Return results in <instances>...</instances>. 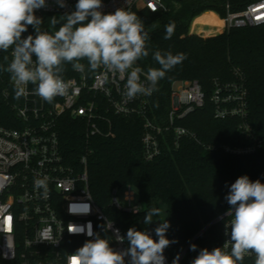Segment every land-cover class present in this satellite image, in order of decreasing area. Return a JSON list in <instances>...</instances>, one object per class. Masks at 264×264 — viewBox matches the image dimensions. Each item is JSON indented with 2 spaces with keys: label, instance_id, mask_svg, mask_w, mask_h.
Masks as SVG:
<instances>
[{
  "label": "trees",
  "instance_id": "obj_1",
  "mask_svg": "<svg viewBox=\"0 0 264 264\" xmlns=\"http://www.w3.org/2000/svg\"><path fill=\"white\" fill-rule=\"evenodd\" d=\"M163 1L167 11H151L147 7L137 10L136 15L149 34L146 42L149 55L137 64L145 70L159 68L153 59L155 51L186 54L187 59L159 81L158 90L151 99L152 114L160 120L165 119L176 81H199L207 94L206 105L178 121L191 129L197 138H182L176 146L173 135L168 133V144L163 142L162 153L148 161L143 156V122L137 115H112L111 134L94 136L89 146L84 139L83 126L68 114L61 118L58 131L62 151L71 166L82 169L79 159L88 154L91 192L108 218L122 228L124 235L130 227L154 232L160 221L168 220L167 238L178 243L171 244L165 252L172 263L189 244H195L197 250L190 251L189 245L179 263L190 264L201 249L211 251L221 247L222 222L212 224L194 238L228 210L230 206L225 196L230 185L243 175L264 183V23L231 27L222 33L224 23H219L217 29L208 34L200 28V20L225 17L228 1L232 10H242L254 0ZM170 23L175 24L174 35L165 40V26ZM82 63L89 72L87 61ZM237 69L243 74L249 92L246 121L261 143L254 152L246 154L227 152L223 148V145L240 147L252 143L239 129L242 119L216 118L214 106L208 98L215 81L236 80ZM13 115L0 92V124L11 122ZM128 184L136 189L144 205L140 214L119 211L110 203L113 188ZM152 208L159 209L160 215L152 218L153 223L145 225L143 216ZM103 236L113 247L110 232Z\"/></svg>",
  "mask_w": 264,
  "mask_h": 264
},
{
  "label": "built area",
  "instance_id": "obj_2",
  "mask_svg": "<svg viewBox=\"0 0 264 264\" xmlns=\"http://www.w3.org/2000/svg\"><path fill=\"white\" fill-rule=\"evenodd\" d=\"M46 2L48 6L35 14L43 19L41 30L51 33L58 30L62 23L60 16L75 10L77 0H66L65 8L58 7L56 0ZM102 4L103 13L115 12L117 8H125L135 14L143 7L151 11L168 9L163 0H102ZM226 9L225 17L219 15L224 21L223 29L264 23V0H254L242 10H232L228 1ZM53 16L59 21L55 26L50 20ZM30 34L35 35L31 26L23 36ZM6 56L7 60L4 59ZM11 59V49L0 52V92L14 114L11 122L0 124V264H66L67 255L90 239L87 235L89 224L93 233L102 237L104 231L101 226L106 219L113 221V230L119 229L121 235L124 233L115 220L108 218L91 192L88 154L80 157V170L66 161L58 131L61 118L68 114L76 119L84 128V139L89 146L94 136L111 134L112 115H137L143 122V156L151 161L162 153L163 142L168 144V133L173 135L176 146L182 138H197L191 129L178 121L203 108L207 94L197 80L176 81L171 92V107L165 119L160 120L152 114L154 92L150 96L138 95L128 100L123 95L126 80H120L118 75L114 76L103 68L92 74L86 69L85 73H80L73 70L71 64H66L64 79L73 82L66 96H57L51 103L34 94L17 100L10 74L2 70ZM134 67L139 65L136 63ZM146 72L142 69V82H146L143 75ZM235 73L237 78L234 81H215L208 98L214 106L216 118L242 119L239 129L252 143L240 147L223 145V148L227 152L246 154L254 152L261 143L246 121L249 92L244 76L238 69ZM34 87L31 84L28 86L30 93ZM42 177L48 178L47 197L42 195V190L34 187V180ZM110 203L117 210L131 214H134L132 208L137 205L141 212L136 214L144 211V205L131 184L113 188ZM223 214L212 221L213 224L222 222L221 247L228 239L225 222L231 219ZM70 224L82 227L84 232L69 233ZM44 231L51 239L39 241ZM147 231L156 239L152 229ZM109 232L114 249L127 247L126 241L123 244L117 242L113 238L114 231ZM187 248L179 255L178 264L186 255ZM164 255L166 264H172L166 252ZM243 264H254V256H246Z\"/></svg>",
  "mask_w": 264,
  "mask_h": 264
},
{
  "label": "clouds",
  "instance_id": "obj_3",
  "mask_svg": "<svg viewBox=\"0 0 264 264\" xmlns=\"http://www.w3.org/2000/svg\"><path fill=\"white\" fill-rule=\"evenodd\" d=\"M56 4L60 8L67 6L66 0H56ZM47 6L46 0H0V52L12 50L11 62L2 70L10 74L17 100L34 94L51 103L57 96H66L73 82L64 79L65 65L71 64L73 70L85 73L82 61H87L89 72L103 68L126 80L123 95L128 100L138 95L150 96L158 90L166 73L187 59L184 53L155 51L153 59L160 67L148 68L143 73L146 82H142V69L134 65L149 55V34L140 17L125 8L105 14L101 11L102 0H77L75 10L60 16L58 30L50 33L41 30L43 19L35 14ZM50 20L53 26L59 22L56 16ZM29 26L35 35L24 37ZM174 31V23L166 25L164 39H171ZM30 84L35 86L31 93ZM34 187L48 196L47 177L35 179ZM225 200L230 207L223 216L231 217L225 222L228 239L222 247L201 249L190 264H243L246 256H254V264H264V183L240 176L230 185ZM132 212H141L140 206L133 207ZM159 215L157 208L148 210L144 224L153 223L152 218ZM101 227L104 233L114 231L113 238L121 244L126 241L127 247L114 249L111 241L93 233L89 224L90 239L67 255L66 264H166L165 249L178 243L167 238L168 220L160 221L154 229L156 239L147 230L135 227L121 235L119 229L113 230V221L107 219ZM68 231L79 234L84 229L70 224ZM50 239L47 231L40 234L39 241ZM196 250L197 245L191 244L190 251ZM179 259L178 254L172 264H178Z\"/></svg>",
  "mask_w": 264,
  "mask_h": 264
},
{
  "label": "rangeland",
  "instance_id": "obj_4",
  "mask_svg": "<svg viewBox=\"0 0 264 264\" xmlns=\"http://www.w3.org/2000/svg\"><path fill=\"white\" fill-rule=\"evenodd\" d=\"M191 23H190V27H191ZM198 24H199V26H200L201 29L206 30V32L208 34H212L217 29L219 23L215 19L204 18V19L200 20ZM224 31H225V29H223L220 33L224 32ZM197 34H199V33H197ZM120 200L123 201L121 194H120Z\"/></svg>",
  "mask_w": 264,
  "mask_h": 264
},
{
  "label": "water",
  "instance_id": "obj_5",
  "mask_svg": "<svg viewBox=\"0 0 264 264\" xmlns=\"http://www.w3.org/2000/svg\"><path fill=\"white\" fill-rule=\"evenodd\" d=\"M145 218V216H143V219ZM214 222V221H213ZM213 222L209 223L207 226H205L196 236L194 239H196V237H198L203 231H205L208 227H210ZM194 239L192 241H194ZM192 243V242H191Z\"/></svg>",
  "mask_w": 264,
  "mask_h": 264
},
{
  "label": "bare ground",
  "instance_id": "obj_6",
  "mask_svg": "<svg viewBox=\"0 0 264 264\" xmlns=\"http://www.w3.org/2000/svg\"><path fill=\"white\" fill-rule=\"evenodd\" d=\"M218 23H224V21L220 18L216 20Z\"/></svg>",
  "mask_w": 264,
  "mask_h": 264
}]
</instances>
